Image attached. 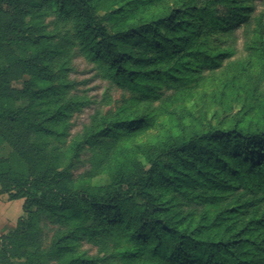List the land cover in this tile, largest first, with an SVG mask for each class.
Returning a JSON list of instances; mask_svg holds the SVG:
<instances>
[{
    "label": "trees",
    "instance_id": "trees-1",
    "mask_svg": "<svg viewBox=\"0 0 264 264\" xmlns=\"http://www.w3.org/2000/svg\"><path fill=\"white\" fill-rule=\"evenodd\" d=\"M0 58V264H264V0H0Z\"/></svg>",
    "mask_w": 264,
    "mask_h": 264
},
{
    "label": "rangeland",
    "instance_id": "rangeland-1",
    "mask_svg": "<svg viewBox=\"0 0 264 264\" xmlns=\"http://www.w3.org/2000/svg\"><path fill=\"white\" fill-rule=\"evenodd\" d=\"M4 60L0 58V67L4 66ZM75 70L71 73V79L75 80L77 83V88L74 91L81 96H84L89 100V104L83 108V111L76 113L74 116V127L72 129V134L75 135L83 130L87 126L92 117L96 114L97 110H109L113 104H107V95H112L114 99L119 98L120 92L115 91L110 88L107 82L100 80L95 77V71L92 70V66L88 65L82 59H77L74 63ZM16 88L21 89V83H14ZM211 89L201 90L193 99L189 108L198 117L201 116V111L205 109L207 105L204 102V95ZM13 148L9 144H4L0 146V159L1 158H12ZM90 165L85 160L80 168L75 171V175H81L89 169ZM109 178L107 175H101L92 180L93 187H101L108 184ZM23 201H9L7 195L0 197V238L7 235L12 231L18 219L23 214ZM86 249H90V246H86ZM94 250H92V253Z\"/></svg>",
    "mask_w": 264,
    "mask_h": 264
}]
</instances>
